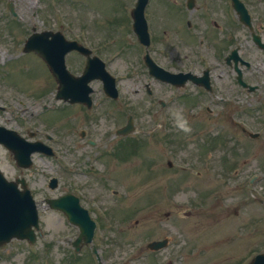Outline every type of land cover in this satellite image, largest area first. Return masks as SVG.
Instances as JSON below:
<instances>
[{
    "label": "rangeland",
    "instance_id": "374dc122",
    "mask_svg": "<svg viewBox=\"0 0 264 264\" xmlns=\"http://www.w3.org/2000/svg\"><path fill=\"white\" fill-rule=\"evenodd\" d=\"M133 1L0 0V66L6 67L2 73L7 78L5 83L0 80V96L10 102L6 112L0 115V120L23 133L38 129L43 139L44 134L54 136L49 144L55 151V158L35 157L33 175H25L39 206L42 232L46 234L44 237L47 240H61L63 235L71 232L62 215L51 212L43 202L46 197L69 190L80 195L82 204L91 215L101 218L100 222L104 223L103 230H96L93 243H98L97 248L102 250V258L108 264H145L150 257L145 244L164 236H170L173 243L155 256L157 261L169 258L174 252H183L192 257L189 250L198 256L200 251L197 250L211 248L224 249L215 258L224 260L226 264H244L259 250L264 251V137L250 141L247 136L239 135L232 139L230 127L223 118H212L205 111L196 118L180 103L179 107L171 106L170 118L166 120L158 110L157 96L161 97V94L156 84L153 87H157L158 92L150 100L152 107L149 108L150 101L142 88L144 75L138 62L139 53L131 48L129 37L126 38V10ZM9 2L13 4L16 17L7 8ZM158 2L155 5L156 1L153 3L151 0L149 4V13L155 11V17L151 14L154 24L158 15L156 12L162 9L165 17L173 20L176 11L169 7V1ZM112 19L114 23H111ZM12 25L19 30H14ZM114 26L117 28L116 34L120 36L118 40L115 39ZM163 27L166 28L162 32ZM32 28L60 30L68 38L80 40L83 37L85 41L94 43L107 41L108 37V41L112 40L114 47L111 49L116 51L109 55L115 56V60L112 56L109 67L117 78L119 90L118 102L114 104L118 106L115 115L107 114L104 108L108 103H102L91 117L85 116L84 111H76L75 106L62 112L56 122L44 121L43 117L51 118L52 113L43 114L42 105L46 104L49 108V105L61 102L55 101L53 91L46 88L50 87L48 76L40 59L33 54H21L24 40ZM155 28L157 51L159 48L162 54L158 59L166 63L164 56L170 54L171 47L165 41L170 37L173 39V30L163 23L155 25ZM104 31L108 32L105 34ZM120 38L123 43H130V47H123ZM110 50L104 49V52ZM17 89L24 93L31 91L35 95H28L23 104H15L19 99ZM35 96L42 99L36 105H27ZM92 98L105 99L98 86L94 88ZM252 109L253 106H247L245 126L255 131L258 125L251 116ZM9 110H13V114ZM30 113L36 117H30ZM128 113L135 118L136 130L131 137L139 139V145L142 139L144 141L141 144V160L131 162L129 166L127 162L118 163L134 158L128 150L118 154V162L108 156L101 157V152L114 143L109 140L114 124L123 125ZM107 115H113L114 123ZM162 126H166L165 130ZM81 130L86 131V137L94 138L98 143L97 148L89 147L80 138ZM161 131L168 133L163 135ZM175 133L184 136L178 138L174 136ZM210 138H215L218 147L201 152L198 144H204ZM221 156H226L230 161L228 171L219 174L210 184L206 178L212 172L206 170L209 167L215 171L218 157ZM147 158L156 160L160 169L155 173L161 171L164 174L162 184L159 175L155 176L154 181H149L146 170L142 168L148 167ZM166 161L173 163L171 168L166 166L165 169ZM137 163L141 168L139 171L134 169L136 175L129 167L133 168ZM180 166L187 169L193 167V171L183 172ZM0 168L8 178L19 175V170L13 166L7 153H0ZM233 168L237 169V176L232 172ZM149 171L154 174L151 166ZM197 171H201L202 178L195 175ZM51 176L59 179L57 191L46 188L45 182ZM109 176L116 179L112 180ZM251 178H255L252 184ZM106 237L109 238V245ZM178 243H183L179 251L176 250ZM18 247L22 250V258L29 254L30 249H25L22 243L14 241L7 246L14 253L18 252ZM47 251H51V264H67L68 257L64 250H58L54 245L44 250V254ZM79 257L89 262L87 250H83Z\"/></svg>",
    "mask_w": 264,
    "mask_h": 264
},
{
    "label": "flooded vegetation",
    "instance_id": "af4514ba",
    "mask_svg": "<svg viewBox=\"0 0 264 264\" xmlns=\"http://www.w3.org/2000/svg\"><path fill=\"white\" fill-rule=\"evenodd\" d=\"M240 2L248 13L250 24L248 25L244 20L238 23L233 44L232 40H229L230 25L234 22L231 19L234 12L231 7L232 0H191L178 3L175 20L179 22L178 25L185 28L184 43L188 46L185 50L189 55L176 54L174 62L192 63L190 73L195 77H201L202 71L196 67L200 60L199 57H195L198 45L199 42L211 44L210 47L214 51L206 57L216 63V66L208 71L212 88L211 96L215 98L214 90L224 92V97L220 98L224 105V118L233 121L244 133L243 128L236 124L237 120H232L229 112L231 105L246 102L247 99L264 105V0H240ZM178 25L176 23L175 28ZM232 48H238L239 59L236 62L234 59L229 61L224 59ZM79 59L81 63H85L84 58ZM245 61L249 65L243 63ZM236 65L245 86L237 81ZM200 80L202 82L203 77L197 79L199 82ZM248 88H254L253 93L249 92Z\"/></svg>",
    "mask_w": 264,
    "mask_h": 264
},
{
    "label": "water",
    "instance_id": "95a60500",
    "mask_svg": "<svg viewBox=\"0 0 264 264\" xmlns=\"http://www.w3.org/2000/svg\"><path fill=\"white\" fill-rule=\"evenodd\" d=\"M27 197V196H25ZM23 197L21 199L20 202H18V204L16 203L14 197H10L9 200V206H5L3 205L2 208L6 211H8V217L13 220L12 223V227L13 228H17V229H21L23 227L24 224L28 225L26 223V221H31V222H35L36 218H35V213L32 207V204H29L28 199L30 200L29 197L25 198ZM4 233L5 230H1ZM8 231V230H6ZM12 235V234H11ZM19 235V234H17ZM21 236V235H20Z\"/></svg>",
    "mask_w": 264,
    "mask_h": 264
},
{
    "label": "clouds",
    "instance_id": "9594fccd",
    "mask_svg": "<svg viewBox=\"0 0 264 264\" xmlns=\"http://www.w3.org/2000/svg\"><path fill=\"white\" fill-rule=\"evenodd\" d=\"M184 127H185V130H187V126L185 125Z\"/></svg>",
    "mask_w": 264,
    "mask_h": 264
}]
</instances>
